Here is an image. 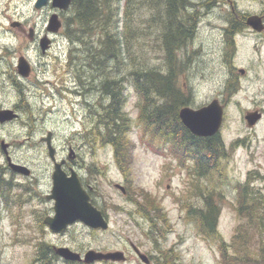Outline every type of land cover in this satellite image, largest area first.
<instances>
[{"label": "rangeland", "instance_id": "rangeland-1", "mask_svg": "<svg viewBox=\"0 0 264 264\" xmlns=\"http://www.w3.org/2000/svg\"><path fill=\"white\" fill-rule=\"evenodd\" d=\"M209 1V6L193 10L195 18L200 11L196 33L191 43H184L175 52L176 61H172L176 69L181 70L178 84L187 92L190 101L188 106L193 108L206 104L221 91L226 75L221 62V32L226 20L242 19L246 17V13L259 12L264 5V0ZM33 2L34 0H0V108L12 107L18 112L15 120L0 124V140L3 139L9 144L7 151L11 161L30 169L28 176L10 171L0 145L2 174L6 179L11 178L15 184L9 191V201L0 200V264H49L52 253L49 245L72 246L82 252L87 249L124 250L126 254L131 253L127 262L108 264H143L134 255L130 242L140 246L143 251L154 254V264L163 262L160 250L167 251L173 261L175 259L174 264H222L216 242L200 235L192 219L185 217L184 211H180L182 202L186 200L189 205L200 206L202 203L199 196L204 182L200 175L195 174L191 159L185 165L180 164L176 155L169 150V144L160 142L158 138L155 140L156 137L152 138L151 144L164 151V154L154 153L145 144V135L133 124L127 132L131 143L129 169L123 174L130 179L128 185L131 187L127 186L128 191L130 190L129 197L123 196L114 186L115 183H122V175L116 169L120 166H114L113 146L99 142L94 144L91 133L87 134V138L84 136L88 129L92 130L98 118L94 114L96 107L100 109L97 99L99 93H96L98 90L87 91L85 99L91 105L84 104L85 109L82 111L80 108L83 104L80 105L79 102H82L83 94L80 101V97L71 92L74 88L77 89V82L81 85L78 89L83 93L82 88L90 82L102 85L105 81L101 82L102 76L99 72L85 68L84 61L76 59L78 51L70 54L73 59L67 66L71 42L64 35V30L62 35L54 38L52 46L44 53L37 43L29 42L26 37H14L13 34L17 31L10 26L12 18L24 21V16L30 15L31 23L37 29L44 26L46 15L44 11L34 9ZM120 4L123 5L122 0ZM136 13L138 14L133 16L134 20L139 16H146L145 10ZM118 15L121 18V10ZM122 30L121 20L119 31ZM158 33L159 25L143 26V34L139 35L140 41L137 45H132V49L140 59H144L145 67L165 69ZM237 44L235 64H244L258 73L252 86H247L238 95L240 98H249V95L258 92L260 86L264 89V45L255 46L256 38L252 34L238 37ZM19 55H23L32 67L27 77L17 75L15 63ZM122 84L126 97L124 111L132 121L138 113V98L130 80ZM18 86L22 88L24 97L32 107L33 116L37 119L31 129L26 123L27 109L22 107L23 102L19 103L21 95L17 90ZM248 101L249 99L243 101L244 107L251 106ZM258 129L263 130L264 126ZM231 130L234 133L244 131L238 111L233 112ZM47 131L52 132V145L57 159L67 158L71 154L68 149L71 146L83 157L86 165L90 161L89 164L94 165L89 173L91 175L81 169L79 175L90 180L95 190L94 195L100 196L98 200L101 205L109 204L106 211L109 222L107 230H94L83 222L76 221L64 233L59 234L51 231L43 222L44 216L52 213L53 205L52 200L44 197L51 188L52 171L45 143L41 141ZM140 136L144 138L143 142ZM258 140L255 165L260 166L259 171L264 174V142L262 137ZM239 156L230 160L231 170L238 172L237 177L244 176L245 169L251 167L244 160V156ZM208 167L211 168V164ZM186 168H189V176L185 175ZM207 177L211 178L208 171ZM212 178L215 179L216 176ZM214 184L215 181H206L209 190L215 189ZM143 192L146 193L145 196L142 195ZM130 199L135 200L134 205L129 204ZM145 202L154 206L151 209L159 210L163 219L164 230L162 233H155V240L151 234L155 232V227L150 219L151 230L145 217L136 212V204ZM125 208L130 209V213ZM236 221L235 216L221 213L217 224L218 233L221 232L224 238L229 239ZM45 241L48 242L46 248L43 246ZM56 256L52 264H63L62 261L59 262V256ZM36 259L44 260L35 261Z\"/></svg>", "mask_w": 264, "mask_h": 264}, {"label": "trees", "instance_id": "trees-1", "mask_svg": "<svg viewBox=\"0 0 264 264\" xmlns=\"http://www.w3.org/2000/svg\"><path fill=\"white\" fill-rule=\"evenodd\" d=\"M120 1L72 0L71 15L65 19L64 35L71 42L67 66L72 63L73 57L70 54L78 51L76 59L84 61L85 68L101 73V82H105L95 88L108 98L106 104L99 106L100 109L95 111L98 115L97 121L92 130L88 129L84 136L87 138V134L91 133L94 144L99 142L113 146L118 165L127 173L131 144L127 132L135 124L147 138L145 144L152 149L156 148L151 144L152 138L156 137L155 140L158 138L160 142L168 143L170 151L180 158V161L184 158L183 155H189L197 176H201V168L205 166L209 176L215 177L217 137L196 136L181 123L178 111L181 107L188 106L190 101L187 92L178 84L181 70L176 69L172 63L173 60L176 61L175 52L183 47L186 40L188 42L191 39L190 26L195 17L186 11L198 4V0H122V6ZM120 10L122 19L118 15ZM140 10H145L146 16H139L134 20L133 16ZM121 20L123 30L120 32ZM156 25H159L157 37L159 49L164 54L165 69L145 67L144 59H140L132 49V45L135 46L140 41L139 35L143 34V26ZM129 80L138 95V113L132 121L124 111L126 97L122 94V83ZM20 88L18 86L17 90L20 95H24ZM22 102V107L27 109L26 116L33 114L26 97L19 98V103ZM140 140L143 142L144 138L140 136ZM209 164L211 168L208 167ZM2 173L3 167L0 166V198L3 194L6 195L5 189L8 187ZM142 195L145 196L146 193L143 192ZM150 203L136 204V212L150 219L155 227V232H151L155 240V233H162L164 230L163 219L159 210L151 209L154 206ZM185 215L196 224L200 235L216 240V213ZM160 252L163 260L161 264H174L175 259L173 261L167 251Z\"/></svg>", "mask_w": 264, "mask_h": 264}, {"label": "flooded vegetation", "instance_id": "flooded-vegetation-1", "mask_svg": "<svg viewBox=\"0 0 264 264\" xmlns=\"http://www.w3.org/2000/svg\"><path fill=\"white\" fill-rule=\"evenodd\" d=\"M28 1L30 2V0ZM35 2L36 0H34L33 2V8L38 11H44L46 15L43 24L44 26L37 29L35 24L31 23L30 15L24 16V21L12 18V20L10 21V26L12 28H15L17 31L15 34H13L14 37H26L29 42L37 43L38 46L40 44L41 38L47 37L49 39L48 48H50L52 46L54 38L58 35L60 36L63 34L65 19L70 15L71 12L72 0L66 9L53 5L52 0H45L44 4H42L39 8L35 7ZM198 2V4H200L201 0H198ZM6 6H8V4ZM53 14L56 15V20L60 23L59 28L56 32H51L48 29L49 19ZM253 14L257 15L260 18L259 28L257 29L252 28L247 24V17H244L242 19H227L224 27L222 28L221 62L223 64V68L225 69L226 75L222 82L221 91L217 94V96L212 97L211 100L206 103L208 104L212 100H217L218 106L220 107L221 111V124L216 134H214L217 137V153L215 162L216 167H214V169L216 170V178L214 179L212 177H207V168H205L204 166V168H202L201 170L202 173L200 176L201 181L204 182V186L200 188L199 196V198L202 199V203L200 204V206L192 204L189 205V201L186 200L187 202H182V208H180V211H184L185 214L188 213L189 215L194 214L200 216V212L203 215L216 213L219 218L221 213L226 212L237 218L233 233L229 239L224 238L221 232H217L218 237L216 238V245L218 247L220 257L219 261L222 264H264V174L260 173V166L255 165V161L257 158L255 157V152L257 149V144L259 142L258 138L262 137L264 142V129H258L261 126H264V89L262 88V86H260V88H258V92L249 95V98L238 97L243 89L246 90L247 86H252L253 82L257 79L258 73L255 71V69H250V67L248 69L244 64L237 66L234 62L238 49V37H245L247 34H252L256 38L255 46L261 47L262 45H264V5L262 10ZM247 15L249 14L246 13V16ZM246 64L248 66L249 63H247L246 61ZM94 83L95 82H90L88 86L82 88V90L84 91L82 93V91L78 89V87H81V85L79 84V82H77V84H75L77 85V89L74 88L71 91L74 96L76 94L78 95V98L80 97V101L81 95L83 94L84 98L82 102H79L80 105L83 104L80 108L81 111L85 109L84 104L91 105V103L85 99V96L87 91L96 90L94 86L97 85H95L96 83ZM61 90H59V92ZM123 93L124 87L122 89V94ZM99 95L100 96L97 98L99 100V106L106 104V98L102 97L100 93ZM248 99V102L251 106L244 107L243 101H246ZM94 110L97 111L99 109L96 107ZM95 111L94 114H96ZM234 111L239 112L240 121L244 129L243 133H234L231 130V122L233 120ZM78 148H81V146H79ZM68 149L71 151V158L59 157V161L64 160L62 164L63 170L67 174H69L70 169H74L76 171L81 187L88 195L89 203L92 206L96 207L101 212L102 216L108 221L106 211L109 204L104 203V205H101L98 200L100 196L97 197V195H94L95 190L93 185L90 183V180L79 175L80 169L89 174L94 165H92V163L89 164L91 161L88 163V165H86L83 157L80 156L79 152L72 149L71 146H69ZM163 152L164 151L158 148H156V150L154 151V153L156 154H161ZM112 153L114 166H117L118 162L117 157L114 153V149ZM239 154L240 156H244V160L248 164H250L251 167L245 169L244 176L239 175V177H237L238 172L231 170L230 160L231 158H235V156L237 158ZM183 157V161H180V158H177V160L180 162V164L185 165L186 161L191 158L187 154L183 155ZM259 164L261 165V163ZM116 169L122 175L121 186H123L124 189H120L118 187L116 188L120 190L123 196L129 197L127 186H130L128 185V181H130V179L124 176L126 173L123 169H121L120 167H117ZM119 169L122 172H120ZM189 174V168H186L185 175L189 176ZM5 180L8 182V187L5 189L6 195L4 196L3 194L0 200L2 199L7 202L9 201V191L15 184L11 178ZM206 181H215V189L209 190L206 186ZM46 196L47 194H45L44 197L48 199ZM130 201V203H128L130 205H134V200L130 199ZM125 210L129 211L128 213H130V209L125 208ZM51 212L53 213V205ZM52 213H48L45 216L51 215ZM145 219L148 221L149 229L151 230V223L149 222L148 217H145ZM56 233L61 234V232ZM43 244V246L46 248L48 242L45 241ZM129 244L135 256L136 248L140 253H143L148 258L149 264H154V254H150L148 251H143L137 244H134L132 242H130ZM49 246L52 252L50 253L51 257H49V264H52V260L54 258H57V256L54 250L55 246ZM59 246H66L74 252L81 254V256L87 250H89L87 249L86 251L82 252V250L77 251V249L72 246ZM121 251L123 252L125 258L123 261L101 260L92 262L90 264H108L118 262L125 263L128 261L131 253L126 254L124 250ZM58 259L59 262L62 261L63 264H85L81 260H68L62 258L61 256H59ZM43 260L44 259H36L35 261Z\"/></svg>", "mask_w": 264, "mask_h": 264}, {"label": "water", "instance_id": "water-1", "mask_svg": "<svg viewBox=\"0 0 264 264\" xmlns=\"http://www.w3.org/2000/svg\"><path fill=\"white\" fill-rule=\"evenodd\" d=\"M45 0H36L35 7L39 8L44 4ZM71 0H52V4L60 8L66 9ZM56 15H52L49 19L48 29L51 32H56L59 28V21L56 20ZM260 18L257 15L247 16L246 22L252 28H259ZM49 39L42 37L40 40V50L44 53L48 48ZM17 74L21 77H27L30 73V64L20 56L16 65ZM18 114L11 108L0 109V122L10 121L17 118ZM178 117L181 123L194 135L212 136L215 134L221 124V111L217 100H212L207 105L199 108L183 106L178 111ZM47 147L48 156L53 161V170L51 173V189L47 194V198L53 199V215L45 216L44 223L55 232L64 231L67 226L79 220L91 228L107 229L108 223L102 216L101 212L88 201V195L81 187L77 173L71 169L69 175L62 170L63 161H56L55 149L51 144V131H48L46 136L42 138ZM7 143L1 141V149L3 150L8 166L11 170L29 175L30 169L20 163L11 161L7 151ZM116 187L124 189L123 186L116 184ZM135 251L139 259L145 264L149 263L148 258L140 253L136 248ZM56 254L68 260H83L85 263H91L96 260H124V254L121 251L101 252L96 250H88L84 253L83 258L79 253L72 251L68 247L60 246L55 248Z\"/></svg>", "mask_w": 264, "mask_h": 264}, {"label": "bare ground", "instance_id": "bare-ground-1", "mask_svg": "<svg viewBox=\"0 0 264 264\" xmlns=\"http://www.w3.org/2000/svg\"><path fill=\"white\" fill-rule=\"evenodd\" d=\"M189 0H187V2H188ZM190 3V2H189ZM191 4V3H190ZM186 5V4H185ZM200 5V4H199ZM210 5V1L209 0H201V5L200 6H198V4H195L191 9H189V10H187L186 12H189L190 14L189 15H191V14H193L194 15V13H193V10H195V9H201V8H205V7H207V6H209ZM108 14V13H107ZM109 15V14H108ZM194 17H195V15H194ZM199 19H200V11H199V13H198V17L197 18H195L194 19V21H193V23H192V25L190 26V24H191V21L189 22V26L191 27V30H192V36H191V39L187 42V40L185 41V43H191L192 42V40H193V36H194V34H193V32H195L196 33V30H197V23H198V21H199ZM79 48H80V46H78ZM110 70V69H109ZM112 71V70H111ZM96 72H98L97 70H96ZM102 72V71H101ZM101 73L99 72V75H100ZM112 74V73H111ZM97 75V74H96ZM95 75V76H96ZM107 75H108V73H107ZM95 78V77H94ZM108 78V77H107ZM95 79H97V78H95ZM95 83H97V82H95ZM95 85H97V84H95ZM94 88H95V86H94ZM96 89V88H95ZM22 90V89H21ZM96 90H98V89H96ZM23 92V91H22ZM96 93H100L101 94V96L102 97H104V98H106L105 97V95L100 91V90H98V92H96ZM21 96H24V95H21ZM21 96H20V98H21ZM100 96V95H99ZM106 100H108V98H106ZM34 114H30V116H28L27 118H28V122H27V126H29L30 127V129L33 127V122L34 121H36L37 119H36V117L35 116H33ZM93 115V114H92ZM32 116V117H31ZM91 120V119H90ZM29 134V133H28Z\"/></svg>", "mask_w": 264, "mask_h": 264}]
</instances>
